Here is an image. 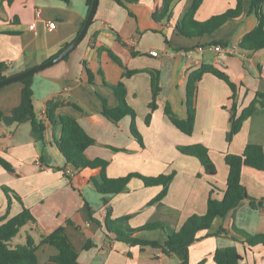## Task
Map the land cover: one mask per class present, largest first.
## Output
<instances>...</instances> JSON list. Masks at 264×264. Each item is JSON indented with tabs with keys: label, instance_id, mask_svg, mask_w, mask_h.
<instances>
[{
	"label": "crops",
	"instance_id": "crops-1",
	"mask_svg": "<svg viewBox=\"0 0 264 264\" xmlns=\"http://www.w3.org/2000/svg\"><path fill=\"white\" fill-rule=\"evenodd\" d=\"M163 2L141 0L127 10L113 0H100L95 18L77 48L68 58L34 74L33 102L38 118L46 122L44 141H38L30 121L0 125L3 146L0 150V226L28 209L35 223L25 227H29L27 235L40 238L61 227L78 251L86 238L103 239L107 249L95 251L86 261L81 253V264H179L161 250L147 247L142 251L115 241V235L107 233L104 226L95 229L92 214L103 223L111 209L113 219L130 216L128 224L132 229L151 224L152 220L178 231L189 217L207 213L211 191L213 199L224 198L229 175L225 163L227 154L241 155L248 144L264 149V97L258 96L264 94V77L259 72V67L264 70V49L250 52L240 48L244 37L258 25L255 17L248 15V5L239 18L216 32L187 38L177 28L195 0H175L167 16L156 21L154 15L162 14ZM236 5L237 0H204L194 18L197 22H206ZM89 11L87 0H13L11 4L0 0V64L6 67L2 75L6 78L18 75L57 57L78 37ZM50 22L56 23L55 30H49ZM209 45H219L223 52L209 50L206 48ZM101 47L118 56L125 69L108 52L103 51L99 56ZM151 51H157L158 56H152ZM203 65L226 73L237 85V93L234 95L225 81L205 74L197 84L194 131L186 135L171 123L165 109L168 107L180 119L187 117L189 75ZM89 70L93 73L92 82ZM126 70L137 73L123 77ZM151 72L159 78L160 93L158 108L147 124L153 98ZM121 81L127 89L126 102L136 114V131L142 136L144 146L132 137L131 116L114 124L102 115L99 96L107 101L109 108H116L117 100L110 87ZM22 91L23 84L19 81L1 87L0 111L12 115L21 103ZM54 99L77 105L81 111L71 106L60 109L52 126L46 120V105ZM255 99L252 116L228 142L229 109L235 104L240 115ZM62 115L76 119L95 139L96 144L85 154L90 160L109 162L108 178L118 179L131 173L146 177L175 173L167 196L161 203L151 205L163 187H145L139 178H133L122 193L104 196L92 183L100 171L90 169L74 172L68 178L61 170L71 167L66 166L67 159L60 147ZM197 144L208 148L217 170L214 177L205 173L197 158L180 152L181 147ZM1 160L12 170H6ZM242 184L252 197L264 199V171L245 167ZM4 187L11 191L10 202ZM85 203L92 212H86ZM234 226L253 236L264 235V207L253 208L245 201L224 219H216L211 230L201 233L202 239L191 246L189 264L203 261L216 264V251L228 247H235L242 256L238 264H264V246L249 247L233 231ZM221 228L229 232L227 236H216ZM72 230L79 232L77 237L69 235ZM136 236L160 244L167 241V234L161 230L141 231ZM17 244L20 243H14ZM41 251L46 253L43 257L47 260L58 254L49 245L42 246L37 255Z\"/></svg>",
	"mask_w": 264,
	"mask_h": 264
},
{
	"label": "trees",
	"instance_id": "trees-1",
	"mask_svg": "<svg viewBox=\"0 0 264 264\" xmlns=\"http://www.w3.org/2000/svg\"><path fill=\"white\" fill-rule=\"evenodd\" d=\"M6 1H8L9 4L13 2V0ZM113 1L119 6L130 10L132 5L138 4L141 0ZM174 1L175 0H164L161 8L162 14L159 16L155 14L154 19L160 21L165 18ZM203 1L204 0H195L191 10L183 20L181 27L177 28L182 36L191 38L194 37V35L201 37L212 34L229 21L239 18L245 11V5H248V15L255 17L258 21V25L244 37L240 44V48L244 51L250 52H257L264 49V0H237V5L234 9H229L221 15L213 16L206 22H197L194 16ZM92 3L93 0H87L89 10ZM118 42L125 45L121 39H118ZM103 51L108 52L109 56L119 66L122 68L124 67L121 59L105 47L98 49L99 56ZM68 56L69 55L65 58H68ZM4 68L6 67L0 64V81L6 79V77L2 75ZM259 72L264 77V70L262 67H259ZM88 73L92 82L93 73L90 72V70ZM136 73L137 71L126 70L123 77L129 78ZM205 74H212L225 81L233 90L234 95L237 93V85L231 81L226 73L213 66L203 65L200 69L192 72L189 75L188 83L187 117L185 119H180L178 116L174 115L168 107L165 109V113L171 123L186 135H192L194 131L196 120L197 84L202 80ZM33 77L34 74L19 81L23 84L21 103L10 116H7L0 111V125H18L30 121L33 125V130L38 141L43 142L46 122L39 119L35 111L32 89ZM151 77L153 98L150 104L151 113L146 121L147 124L151 121L152 113L158 108L157 98L160 93L159 78L157 74L151 72ZM110 88L115 94L117 107L114 109L109 108L107 101L99 96L103 105L102 115L114 124L120 123L126 116H131V132L134 134L139 144L144 146L142 136L136 131V114L126 102L127 89L125 84L122 81L117 82L115 86ZM258 96L264 97V94L259 93ZM256 103L257 99H255L248 108L244 109L240 115H238L235 104L229 109L231 114V130L227 135L228 142L233 140V137L241 131L243 123L252 116ZM67 106H71L74 109L81 111L79 106L69 103L67 105L59 99L49 101L46 105V120L49 124L54 126L57 122L58 111ZM60 124L63 126L60 147L67 159L68 165L66 166H71L75 173L84 169L100 171L99 177L92 179V183L100 194L104 196L120 194L126 189L127 185L133 178H139L143 181L145 187H163L162 192L150 203L151 205L161 203V201L167 196L169 187L175 177V173L170 175L161 174L157 177H146L137 173H131L118 179L108 178L106 169L109 162L102 159L90 160L85 154L89 147L96 144L95 139L88 135L76 119L68 115L60 116ZM180 152L197 158L208 176L214 177L217 174L216 167L209 157V150L204 145L197 144L188 147H181ZM225 163L229 168V175L224 198L221 201L213 199L211 191L208 200L207 213L205 215H193L189 217L178 231L170 229L162 222L146 224L139 229H132L128 224L131 218L130 216L114 220L112 218V211L109 209L104 221L107 232L115 235V241H119L130 247H139L142 251L147 247H151L153 249L161 250L166 256L176 260L179 264H189L191 246L202 239L200 236L201 233L206 231L209 232L211 230L216 219H224L230 212L236 210L245 201H249L253 208L264 207V199L257 200L252 197L242 184V173L245 167L264 171L263 147L260 145L248 144L241 155L227 154L225 157ZM1 164L6 170H12L11 166L4 160H1ZM61 170L71 179L70 175L66 174V167ZM213 188H215L214 185ZM3 190L10 202V189L4 187ZM91 219L98 222L92 216ZM31 223H35V219L28 209H24L18 216L8 220L0 226V264H39L37 252L45 245L52 246L58 251L57 255L50 258L49 264H81L79 262V253L65 235L62 228L57 229L50 235L42 234L39 240L36 239L35 236L28 234L26 235L25 243L14 245V240L19 236L21 230ZM155 230H161L167 234V241L164 244H160L157 241L143 240L136 236V234L141 231ZM233 231L241 236L243 238V243L247 244L249 247L264 246V235L253 236L236 226L233 227ZM228 233L229 232L226 229L221 228L216 236H227ZM88 247H90V245H88ZM241 259L242 256L238 253V250L235 247L218 249L214 256L216 264H238ZM200 264H206V262L203 261Z\"/></svg>",
	"mask_w": 264,
	"mask_h": 264
},
{
	"label": "water",
	"instance_id": "water-1",
	"mask_svg": "<svg viewBox=\"0 0 264 264\" xmlns=\"http://www.w3.org/2000/svg\"><path fill=\"white\" fill-rule=\"evenodd\" d=\"M99 1L100 0H93V3H92V6L90 8V11H89V14H88V18L80 32V34L78 35V37L63 51L61 52L57 57H55L54 59H52L51 61L47 62L46 64H43L37 68H33V69H30V70H27L21 74H18V75H14V76H10V77H7L6 79L4 80H1L0 81V88L3 87V86H6V85H9L11 83H14V82H18V81H21L25 78H27L28 76L32 75V74H35L36 72L46 68V67H49L50 65H53L61 60H63L67 55H69L73 50H75L77 48V46L83 41V39L85 38L87 32H88V29L89 27L91 26L94 18H95V15L97 13V10H98V6H99Z\"/></svg>",
	"mask_w": 264,
	"mask_h": 264
},
{
	"label": "rangeland",
	"instance_id": "rangeland-1",
	"mask_svg": "<svg viewBox=\"0 0 264 264\" xmlns=\"http://www.w3.org/2000/svg\"><path fill=\"white\" fill-rule=\"evenodd\" d=\"M133 134V133H132ZM133 138H135V136H134V134H133V136H132ZM136 139V138H135ZM137 140V139H136ZM138 174V173H137ZM173 174V173H172ZM85 205L87 206H85V208H86V212L88 213V210H89V212L91 211L92 212V208H90L89 209V205H87L86 203H85ZM88 208V209H87ZM98 211V210H97ZM96 211V213H98ZM92 216H93V214H92ZM115 219H117V218H115ZM114 219V220H115ZM91 220V219H90ZM98 220V219H97ZM105 221V220H104ZM98 222H99V220H98ZM98 222H93V225H94V227H95V229L96 230H98V229H100V227L102 226H104V229H105V231H107L106 230V227H105V224H104V222L103 223H101V222H99V223H101V224H99ZM150 223L152 224V223H154V222H152V220L150 221ZM69 225H71V226H73L75 229H77V230H79L80 228L78 227V226H75L73 223H70ZM61 228V227H60ZM28 232H30L29 231V227H27V228H24L23 230H22V234H21V236H19L18 238H17V240L15 241L16 243H20V244H23V243H25V241H26V235H27V233ZM73 232V233H72ZM72 232L69 234L70 236H75V237H77L78 236V231H77V233H75L73 230H72ZM65 233V232H64ZM108 233V232H107ZM65 235L67 236V234L65 233ZM35 237H36V239H40L39 238V236L38 235H35ZM68 237V236H67ZM71 238V237H70ZM68 239H69V237H68ZM107 238H105V240H106ZM70 240V239H69ZM72 240V239H71ZM71 240H70V242H71ZM14 242V243H15ZM85 245L83 246V248L82 249H80L79 251H78V249H76L77 250V252L79 253V257H80V255H81V253H83V256H82V258L86 261V260H88L89 259V257L93 254V253H95V251L96 252H99V251H102V249H103V247H105V250L107 249V246L106 245H104V241H103V239H95V238H92V239H90V238H86V240H85ZM72 243V242H71ZM72 245H73V243H72ZM88 245H90V247H88ZM74 246V245H73ZM74 247H76V246H74ZM43 255H46V253H44V252H39L38 253V255H37V257H38V260H39V264H47V262H49V259L47 260V257H43ZM49 264V263H48Z\"/></svg>",
	"mask_w": 264,
	"mask_h": 264
},
{
	"label": "built area",
	"instance_id": "built-area-1",
	"mask_svg": "<svg viewBox=\"0 0 264 264\" xmlns=\"http://www.w3.org/2000/svg\"><path fill=\"white\" fill-rule=\"evenodd\" d=\"M33 27H34V25L31 26V28H33ZM56 27H57V25H56L55 22H50L48 24L49 30H55ZM206 48L209 49V50L215 51L217 53L223 52V48L221 46H219V45H209ZM201 50H203V49L201 48ZM151 55L157 57L158 56V52L157 51H151ZM0 150H3L1 136H0ZM37 162L40 163V160H37ZM73 173H74V170L71 167L66 168V174L67 175L71 176V175H73Z\"/></svg>",
	"mask_w": 264,
	"mask_h": 264
}]
</instances>
